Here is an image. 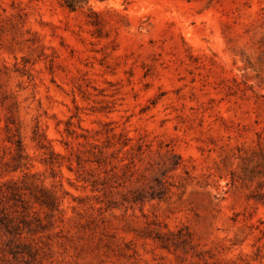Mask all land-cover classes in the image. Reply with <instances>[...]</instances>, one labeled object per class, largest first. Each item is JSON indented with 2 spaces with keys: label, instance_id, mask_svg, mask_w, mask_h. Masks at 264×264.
<instances>
[{
  "label": "rangeland",
  "instance_id": "rangeland-1",
  "mask_svg": "<svg viewBox=\"0 0 264 264\" xmlns=\"http://www.w3.org/2000/svg\"><path fill=\"white\" fill-rule=\"evenodd\" d=\"M0 264H264V0H0Z\"/></svg>",
  "mask_w": 264,
  "mask_h": 264
},
{
  "label": "trees",
  "instance_id": "trees-1",
  "mask_svg": "<svg viewBox=\"0 0 264 264\" xmlns=\"http://www.w3.org/2000/svg\"><path fill=\"white\" fill-rule=\"evenodd\" d=\"M76 0H65V2L70 6L72 7L74 5Z\"/></svg>",
  "mask_w": 264,
  "mask_h": 264
}]
</instances>
